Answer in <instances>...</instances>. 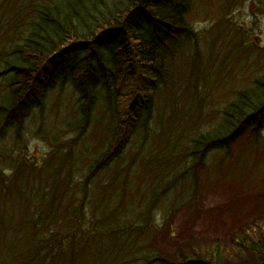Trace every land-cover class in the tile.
<instances>
[{
  "label": "trees",
  "instance_id": "trees-1",
  "mask_svg": "<svg viewBox=\"0 0 264 264\" xmlns=\"http://www.w3.org/2000/svg\"><path fill=\"white\" fill-rule=\"evenodd\" d=\"M196 1L0 0V77L6 86V95L0 89V192L8 203L0 210V218H8L0 228L8 240L0 239V249L12 252V241H25L28 254L24 261L13 252L12 264H64L66 257L71 264L90 258L101 264L110 241L120 248L121 264H171L155 254L152 208L166 201L167 212L177 209L181 187L192 198L193 167L212 156L227 167L231 143L243 135L255 134L250 158L260 152L264 47L228 23L221 24L228 27L221 38L208 39L192 22ZM237 32V42L225 40ZM246 59L258 62L257 69H246ZM245 78L251 84L238 87ZM55 94L71 96L76 115L54 120L44 106ZM95 112L103 118L93 125ZM50 123L42 135L51 144L61 143L69 130L78 139L40 172L49 175L44 197L43 189L31 188L33 180L40 184L28 176L30 164L22 163L14 145ZM91 129L97 142L77 148ZM105 144L111 151L106 156L90 153L96 146L99 154ZM64 168L70 182L59 173ZM134 174L142 179L135 190L136 181L128 183ZM88 202L97 223L82 239L69 225L63 231L47 225L49 216L84 218ZM237 244L254 254V264H264V231ZM180 260L224 264L218 251Z\"/></svg>",
  "mask_w": 264,
  "mask_h": 264
},
{
  "label": "rangeland",
  "instance_id": "rangeland-1",
  "mask_svg": "<svg viewBox=\"0 0 264 264\" xmlns=\"http://www.w3.org/2000/svg\"><path fill=\"white\" fill-rule=\"evenodd\" d=\"M193 15V24L201 32L207 33L208 39L212 36L221 38L224 32L228 31V27L223 30L221 24L228 23L229 26L231 24L237 25L244 35L250 32L253 36L252 40L264 47V0H241V2L238 0H197ZM7 30L9 31V29ZM228 36L225 37V40L229 43H233V40L235 42L239 40L238 32ZM203 44L205 45L206 41ZM257 66L258 62L255 60L250 64L246 59V69L249 71L257 69ZM249 77L254 78L252 75ZM246 79H241V83L238 81L237 86H244V88L249 86L251 82L249 78L248 81ZM3 81V77H0V89L6 95V86L3 85ZM230 86L235 89L234 82ZM225 89L223 87L220 91L225 92ZM61 92L63 96H67L65 90ZM58 94L50 96L46 100L44 108L47 109L50 116L57 120L63 113L67 117L76 115L75 110L78 109L73 105L74 99L70 96L72 100L70 101L69 97L58 96ZM96 115L95 112L93 125H96L98 119L103 118ZM52 123L46 126L40 134H28L24 140L16 143L19 145L17 148L14 145V153L22 156V163L30 164V167L27 168L29 170L28 176L37 177V182L40 184L37 186L33 180L31 188L43 189L44 197L48 194L47 179L49 175H41L40 172L49 171L54 165L53 162L49 168L46 167L49 159L53 158L58 150L61 154H66L74 147L70 141L78 139L77 133L69 130L60 138L63 140L59 144H51L46 141L44 136L48 133ZM93 131L96 132L95 129H91L87 137H82L81 141L76 143L77 148L81 147L85 150L88 144L97 142V138H93L91 134ZM55 138H57L56 135ZM254 143L255 134L243 135L232 142L229 155L224 160L227 161V167H218L221 162L217 156H212L206 165L197 163L193 167L197 186L195 195L191 198V194H187L186 190L181 187L180 204L177 209L167 212L168 204L166 201L160 202L157 208H152V212L149 213L152 214V230L155 234L153 238L155 254L163 257L169 263L180 264L182 257L207 256L218 251L222 254L224 264L255 263L254 254L237 244L241 237H259L260 233L264 231V140L257 142L260 152L251 159L249 154ZM96 148L98 147L93 146L90 153L106 156L107 154L104 153L107 152L109 145L105 144L104 147H100L98 149L99 154L93 152L96 151ZM109 152H111L110 148ZM252 155L254 154L252 153ZM94 158L96 157L84 159L83 167L90 168ZM64 170L66 169H62L59 173L64 178V182H70L71 176L66 175ZM12 173L13 170L7 172L10 175ZM141 180L137 174H134L128 183L136 181L133 187L135 190ZM3 190L8 191L9 188ZM76 192L80 194V189H76ZM147 200L143 199L144 202ZM7 204L0 192V210ZM88 204L89 202L84 218L76 221L69 218L67 221L66 216H61L53 221V216H49L47 225H55V229L62 231L69 225L70 229L72 228V231L76 233L75 236L82 239L85 230H90L97 223L95 216L97 214H94L93 206L88 207ZM7 222V217L0 218V228ZM81 224H83L82 227ZM3 238L8 240V235L0 230V239ZM0 246L5 248L4 244H0ZM10 247L13 248L12 252L8 250L2 252L0 249V264H12V257L15 256L13 252L15 251L20 256V260H27L25 241H12ZM117 247L114 246V241L106 244L101 264H121L123 255H120V248ZM74 252L75 249L72 251V258ZM64 264H71L69 257L64 258ZM87 264H91V258Z\"/></svg>",
  "mask_w": 264,
  "mask_h": 264
}]
</instances>
